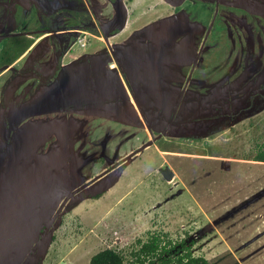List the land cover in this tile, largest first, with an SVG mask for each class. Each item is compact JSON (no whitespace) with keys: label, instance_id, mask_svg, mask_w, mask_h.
<instances>
[{"label":"rangeland","instance_id":"rangeland-1","mask_svg":"<svg viewBox=\"0 0 264 264\" xmlns=\"http://www.w3.org/2000/svg\"><path fill=\"white\" fill-rule=\"evenodd\" d=\"M123 1L0 0V264H264V0Z\"/></svg>","mask_w":264,"mask_h":264},{"label":"trees","instance_id":"trees-1","mask_svg":"<svg viewBox=\"0 0 264 264\" xmlns=\"http://www.w3.org/2000/svg\"><path fill=\"white\" fill-rule=\"evenodd\" d=\"M117 30L118 28L115 32ZM56 31L58 30L53 32ZM69 45L70 43L68 41L61 44V47L63 48L62 51L66 50ZM59 66L60 65H58V71ZM8 134L10 136L11 132ZM253 160L264 163L263 146H261V150L258 151ZM177 246L176 242L169 238V235L157 232L148 233L145 241H137L135 247L130 253L129 259H127L122 253L107 248L93 255L90 263L125 264L127 262L128 264H212V262L205 257L194 255L191 248L184 247V249L179 251Z\"/></svg>","mask_w":264,"mask_h":264},{"label":"flooded vegetation","instance_id":"flooded-vegetation-1","mask_svg":"<svg viewBox=\"0 0 264 264\" xmlns=\"http://www.w3.org/2000/svg\"><path fill=\"white\" fill-rule=\"evenodd\" d=\"M114 2H115V0H114ZM120 11V14H121V20H122V18H123V13L121 12V10H119ZM128 17V16H127ZM118 27H119V25H118ZM117 27V28H118ZM117 28H115V30L117 29ZM115 30H114V32L111 34L112 36H114V35H116V33L118 32L119 33V31H117V32H115ZM102 58H107V57H99L97 60H100V59H102ZM90 59H88V61H89ZM91 61V60H90ZM102 61H104V59H102ZM4 96V95H3ZM38 101H43V100H41V98L39 99V100H33V101H30L29 103L30 104H33V103H35V102H38ZM28 103V104H29ZM37 106H39V105H37ZM7 112H8V110H7ZM34 112H35V110L32 108L31 110H30V114L31 113H33L34 114ZM15 122H17V120H14L13 122H11V124H14L15 125ZM13 125V126H14ZM9 127H11V126H9ZM10 132V131H9ZM56 202H57V200H55V202H54V205H53V207H52V209L56 206ZM52 209H49L48 211H47V213L45 214V218L43 219V222L41 223V228L42 229H45V228H47V227H49L51 224H52V219H53V217H54V214L52 213ZM45 227V228H44ZM4 244V242H0V245H3ZM10 245H12V243L10 244ZM8 253H10V248L8 249Z\"/></svg>","mask_w":264,"mask_h":264},{"label":"water","instance_id":"water-1","mask_svg":"<svg viewBox=\"0 0 264 264\" xmlns=\"http://www.w3.org/2000/svg\"><path fill=\"white\" fill-rule=\"evenodd\" d=\"M114 4L123 13L122 21L118 27V30H122L124 29L127 23V8L123 0H115Z\"/></svg>","mask_w":264,"mask_h":264}]
</instances>
